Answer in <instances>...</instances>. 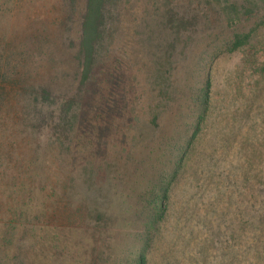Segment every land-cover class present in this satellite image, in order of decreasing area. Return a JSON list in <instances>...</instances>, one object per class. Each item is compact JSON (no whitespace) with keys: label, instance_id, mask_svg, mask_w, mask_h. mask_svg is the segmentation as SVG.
<instances>
[{"label":"rangeland","instance_id":"rangeland-1","mask_svg":"<svg viewBox=\"0 0 264 264\" xmlns=\"http://www.w3.org/2000/svg\"><path fill=\"white\" fill-rule=\"evenodd\" d=\"M39 1L11 8L19 37L2 44L25 53L23 62L47 55L59 37L62 17ZM128 5L80 88L78 126L53 132L49 163L72 185L65 208L44 218L50 228L0 225V264H132L139 252L145 264H264V0ZM79 9L63 17L64 37L75 36ZM233 33L250 37L231 51ZM58 42L53 67L72 82L73 59ZM206 70L209 101L198 119ZM170 175L166 211L151 228L144 199Z\"/></svg>","mask_w":264,"mask_h":264},{"label":"trees","instance_id":"trees-1","mask_svg":"<svg viewBox=\"0 0 264 264\" xmlns=\"http://www.w3.org/2000/svg\"><path fill=\"white\" fill-rule=\"evenodd\" d=\"M15 1L18 0H0V18H6L10 23L6 31L0 27V225L13 231L26 227L50 228L52 224L44 218L55 215L53 210L58 207L65 208L64 195L72 185L64 179V170H58L55 164L49 163L51 147L55 144L53 132L60 130L68 135L75 129V123L78 126L76 116L80 88L89 79L93 60L102 49L101 41L111 39L118 32L129 6V0H43L45 7L55 8L62 19L72 13L73 7L80 8L75 22V36H63L69 34V29L62 19L60 26L55 27L59 35L56 40L54 34L55 49L60 41L62 51L68 52L73 59L74 77L72 82H68L63 75L58 76L53 67L56 51L53 47L38 61L33 57L23 62L28 59L25 53L13 56L8 45L2 44L9 40L14 42L15 37H19V22L10 21ZM33 1L28 0L29 3ZM222 11L227 15L229 26H232L225 8ZM249 37L248 33H233L230 50L244 46ZM19 46L23 49V45ZM60 65L64 67L62 61ZM57 78L62 80L63 86L55 82ZM69 86L74 87V97L70 96ZM210 87L209 71L206 70L193 101L196 105L193 116L198 119H202L207 109ZM42 136H46L47 140L40 141ZM73 141H68L67 146ZM171 151L175 156L184 152L178 148ZM171 179L172 175L163 176L157 186L156 183L151 187L149 197L144 199L151 214L147 220L151 228L166 211ZM132 260V264H145L141 252Z\"/></svg>","mask_w":264,"mask_h":264}]
</instances>
